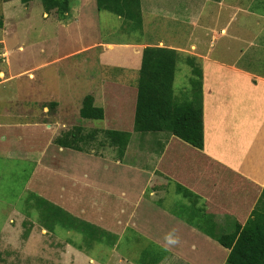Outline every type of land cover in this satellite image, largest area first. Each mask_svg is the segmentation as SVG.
I'll use <instances>...</instances> for the list:
<instances>
[{"label": "rangeland", "instance_id": "374dc122", "mask_svg": "<svg viewBox=\"0 0 264 264\" xmlns=\"http://www.w3.org/2000/svg\"><path fill=\"white\" fill-rule=\"evenodd\" d=\"M85 2L82 10L91 8V18L81 13V0H68L70 7L67 14L71 18L59 19L54 9L46 10L48 15L43 16L45 8L40 0L25 3L22 0L0 1V130L9 124L8 129L26 131V136L34 143L39 142L42 136L55 139L61 129L75 125H82L84 129L105 127V120L80 116L83 97L91 94L94 104L101 105L108 98L102 90L104 81L135 85L139 77L134 64L123 67L118 64L121 60L117 56L111 60L106 44L154 42L156 39L166 43L168 38H176L175 33L181 38L191 29L189 26L179 31L167 27L164 18H159L157 24L154 21L149 23L147 16L142 26L136 25L110 11L97 9L94 0ZM80 13L82 17H78ZM220 15L227 17L226 12ZM94 42L96 45L88 48L87 45ZM82 45H86L87 49L72 53L68 58L60 56ZM181 58L178 59L172 83L174 100L177 105L193 102L201 106L200 77ZM11 74H14L12 78ZM122 116L126 123L129 106ZM128 121L124 129L131 130L130 118ZM47 123L48 127L45 126ZM168 135V131L134 132L126 149L125 165H156L158 161L159 165ZM14 139L15 135L11 134V145H15ZM97 139L103 140L102 132L97 133ZM103 147L99 146L97 154L102 153ZM108 147L111 150H104L103 160L117 156L116 150ZM173 149H177L176 143ZM157 155L158 158H155ZM36 159L30 154L23 158L18 154L8 158L0 155V264H105L107 258L109 264H116L119 256L125 262L140 264L142 255L150 258L148 250L151 253L163 251L160 247H149L152 240L147 235L131 230L120 236L121 240L113 245L109 255L105 247H111L114 240L111 235L107 237L109 243L98 242L97 239H104L106 235L102 236L88 225L90 236L84 235L87 239L83 240L81 233L72 232L69 227L72 223L78 224L76 220L80 221L86 215L79 213L81 219L74 218L68 209L63 208L65 196L69 190L76 189L81 197L76 204L77 209L86 205L88 210L93 204H88L86 193L89 191L90 200L98 205L102 195H111L110 192L115 195V190L110 187L112 183H93L90 168L84 174L85 168L81 165L59 176L54 169L62 171L68 165H52L45 158L43 162L46 165L38 167ZM81 160H85V165L93 161L88 155L80 159L77 157V163ZM87 185L94 190L93 196ZM106 198L109 199L102 206L103 210L113 211L119 207L116 195ZM161 201L193 221L192 207L181 210L180 204H187V201L175 191L174 182L170 183L169 191H165ZM199 205L201 200L197 201L196 207ZM154 256L157 258V254ZM220 256V262L196 256L195 261L199 264H228L226 257ZM89 257L94 261L89 262Z\"/></svg>", "mask_w": 264, "mask_h": 264}, {"label": "crops", "instance_id": "0c3cea01", "mask_svg": "<svg viewBox=\"0 0 264 264\" xmlns=\"http://www.w3.org/2000/svg\"><path fill=\"white\" fill-rule=\"evenodd\" d=\"M84 4L85 0H81V13L91 18V8L82 10ZM140 12L139 22L136 23L140 26L147 16L149 23L154 21L157 24L159 18H164L167 27L179 31L189 26L191 29L181 38L175 33L176 38H168L166 43L162 39L134 44L108 42L106 48L110 50L111 58L117 56L121 60L118 64L128 67L131 63L139 71L145 47L165 46L176 51L177 62L182 57L192 72L195 68L201 81L203 147L200 151L241 175L249 184L250 191L243 195L242 208L247 209L248 198L254 191L258 195L255 203L258 200V206H264V0H140ZM222 12H226L227 17L223 18L220 15ZM81 13L78 17H82ZM47 15L43 13V16ZM76 15H73L74 18ZM66 18H71V15ZM94 45L95 42L87 46ZM85 46L60 56L68 58L72 53L87 49ZM119 46L128 49H120ZM9 126L7 124L5 129L0 130V155L8 158L18 154L23 158L30 154L32 158H37L35 165L38 167L46 165L43 162L45 158L52 165H68L62 171L54 169L59 176L81 165L85 168L84 174L90 168L93 183H112L110 187L119 200V207L113 211L102 209L109 199L106 197L115 196L111 192V195H102L103 199L97 205L90 200L88 191L86 200L90 206L93 204L88 210L81 203L77 209L76 204L81 197L76 189L68 191L63 203V208L68 209L76 219H81L79 213H85L86 217L80 220L82 224L91 226L102 236L106 235L104 239H97L98 242L108 241L109 235L114 238L111 247H105L108 255L113 245L121 240L120 236L131 230L147 235L152 240L149 247L163 249L159 253L148 250L150 258L142 255L140 264H151L152 261L153 264H199L195 256L202 260L207 257L210 262H220V255L227 258L228 249L203 229L212 228L215 234L230 232L234 229L235 216L232 213H215L208 218L203 214L206 212L204 198L194 200L192 194L183 196L178 193L187 201V204H180L181 210L192 207L193 221L164 205L161 200L173 181L158 170L159 161L156 165H125V155L122 159L116 156L103 160L104 150H111L107 144H101L100 148L106 147L101 149V154H97L100 148L90 146L88 151L63 147L51 137L45 139L42 136L39 142L32 143L26 131L8 129ZM45 126L48 127V123ZM11 134L15 135V145L9 143ZM172 137L169 133L161 154ZM87 155L93 159L86 164L90 166L86 167L85 160L77 163V157L80 159ZM86 187L93 196L94 190L88 185ZM198 200H201V205L196 207ZM249 212L246 211L247 216ZM92 261L89 257V262ZM105 264H109V258ZM116 264L131 263L119 256Z\"/></svg>", "mask_w": 264, "mask_h": 264}, {"label": "trees", "instance_id": "16d2710c", "mask_svg": "<svg viewBox=\"0 0 264 264\" xmlns=\"http://www.w3.org/2000/svg\"><path fill=\"white\" fill-rule=\"evenodd\" d=\"M29 1L32 0H22L24 3ZM40 1L45 10L54 9L59 19L68 16V0ZM95 1L99 10L110 11L134 23L139 22L140 0ZM176 63L174 49L165 46L145 47L135 85L104 81L102 90L108 98L101 105L94 104L91 94L83 97L80 116L90 120H105V127L84 129L82 125H75L61 129L54 142L77 150H88L90 146L99 148L101 144H107L122 159L134 132L168 131L173 137L163 152L158 170L175 183L177 193L183 196L192 194L194 200L204 198L206 212L203 214L208 218H211L208 215L215 213H232L235 216L234 229L230 232L215 234L212 228L202 227L203 231L228 249V264H264V206L259 207L258 200L255 203L258 195L254 191L248 198L247 209L242 208L243 195L250 191L249 184L241 175L200 151L203 147L202 109L193 102L181 105L175 102L172 83ZM193 73L196 74L195 68ZM128 106L131 130L124 129L129 121L125 123L122 116ZM98 132H102L103 140L97 139ZM174 143L177 149H173ZM247 210H250L248 216ZM76 222L80 224L72 223L69 229L81 233L82 239L86 240L84 235L90 236L89 227L80 221ZM73 244L76 246L77 243Z\"/></svg>", "mask_w": 264, "mask_h": 264}, {"label": "clouds", "instance_id": "9594fccd", "mask_svg": "<svg viewBox=\"0 0 264 264\" xmlns=\"http://www.w3.org/2000/svg\"><path fill=\"white\" fill-rule=\"evenodd\" d=\"M45 13L47 12L46 10L44 11ZM80 109V108H79ZM227 259V258H226Z\"/></svg>", "mask_w": 264, "mask_h": 264}]
</instances>
